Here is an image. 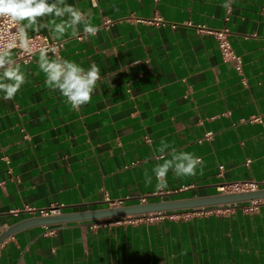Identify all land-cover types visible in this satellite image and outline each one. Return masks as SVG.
Returning <instances> with one entry per match:
<instances>
[{
  "label": "crops",
  "instance_id": "1",
  "mask_svg": "<svg viewBox=\"0 0 264 264\" xmlns=\"http://www.w3.org/2000/svg\"><path fill=\"white\" fill-rule=\"evenodd\" d=\"M64 2L85 19L78 35L67 29L55 39L64 48L49 58L85 69L95 62L100 79L91 101L73 110L45 84L39 54L24 64L11 51L25 83L10 100L0 93V236L37 217L27 208L62 205V214H73L112 208L105 193L130 206L264 183V118L243 122L264 113V0H231V13L226 0ZM155 15L165 25L145 22ZM61 19L38 17L48 27L25 31L54 39L51 21ZM86 22L100 29L95 36L84 34ZM207 29L229 31L241 73ZM161 140L166 153H193L203 168L181 178L170 170L167 188L156 190ZM247 206L30 226L0 244V264H264V201Z\"/></svg>",
  "mask_w": 264,
  "mask_h": 264
},
{
  "label": "clouds",
  "instance_id": "2",
  "mask_svg": "<svg viewBox=\"0 0 264 264\" xmlns=\"http://www.w3.org/2000/svg\"><path fill=\"white\" fill-rule=\"evenodd\" d=\"M231 0H226L222 5L223 8H229ZM62 18L59 23L55 20L51 21L55 25L54 32L58 35L54 39L63 36L67 29H72V35L79 34L78 25L85 19V14L72 5H66L64 0H0V17H10L14 21H27V25L21 27L23 35L27 40L25 28H33L39 32L43 28H47V23L37 22L38 17L53 15ZM67 14V19H63ZM53 31V29H49ZM97 26H93L90 22H86L83 32L89 37L95 36L99 32ZM20 31V29H19ZM53 54L57 52V48H40L38 65L40 70L45 74V84L53 91H59L62 97L66 98V102L70 104L73 110H79L82 105L88 104L92 99V94L96 88L97 81L100 79V68L93 62L90 68L85 69L76 62L63 58H49L48 52ZM0 93H3L2 99H12L21 86L25 83V75L20 71L18 65L12 59L11 49L0 52ZM160 147L157 151L160 153L158 159L163 163L157 164L153 168L155 174L156 190L166 189L167 175L171 170L176 178L191 177L196 175L197 166L203 168L202 158L195 156L189 152H177L172 149L166 153L169 147L164 140L160 141ZM170 157V158H169ZM145 183L152 184V176L145 173Z\"/></svg>",
  "mask_w": 264,
  "mask_h": 264
},
{
  "label": "built area",
  "instance_id": "3",
  "mask_svg": "<svg viewBox=\"0 0 264 264\" xmlns=\"http://www.w3.org/2000/svg\"><path fill=\"white\" fill-rule=\"evenodd\" d=\"M227 12L231 13V7L228 8ZM145 22L156 26L165 25L164 19L159 15H155L153 19L145 20ZM207 32L216 37L223 61L233 62L237 71L241 73L242 59L240 56L236 55L232 49L229 40V31L227 29L217 30V31L207 29ZM78 38L82 39L83 36L80 35ZM52 46H55L57 48V52L53 54L51 51H49L48 56L58 55L60 51L64 48V43L43 34L27 35V40H26L23 35V30L21 28L20 22L14 21L10 17H0V52H4L7 49H11V51H16V60L24 64H29L33 60L34 56L39 54L40 48L42 47L50 48ZM263 118H264V113L258 116L251 117L250 119L243 120V122L261 123L263 121ZM211 137H212V133H207L205 135V139H210ZM247 163H250V160H248ZM222 169L223 167H220V170ZM261 187H264V183L259 184L254 182H245V183L222 184L219 186L218 189L220 193L229 194V193H241L246 191H256L259 190ZM104 199L112 206V208L122 207V205L124 204V201H112L108 193H105ZM259 202L260 201L250 202L249 203L250 206L246 207L247 211H254L257 208ZM145 203H148L146 197L141 199V204H145ZM20 212L21 211L19 212L16 211L14 213L15 216H18ZM23 212L28 213L32 216L35 215L41 217L56 216L62 214V205H52L49 209H41V210H37L35 208H27L24 209ZM113 221H117V220H113ZM111 223L112 221H108V222L101 221L99 225H103V224L110 225Z\"/></svg>",
  "mask_w": 264,
  "mask_h": 264
},
{
  "label": "water",
  "instance_id": "4",
  "mask_svg": "<svg viewBox=\"0 0 264 264\" xmlns=\"http://www.w3.org/2000/svg\"><path fill=\"white\" fill-rule=\"evenodd\" d=\"M264 201V189L246 191L241 193H220L217 195L196 197L178 200H165L136 204L130 206L106 208L95 211H86L73 214H61L47 217H33L11 226L0 236V244L9 236L19 230L35 225H55L76 222H108L112 220H132L146 216H159L161 214L190 211L200 212L202 210H224L239 204Z\"/></svg>",
  "mask_w": 264,
  "mask_h": 264
}]
</instances>
